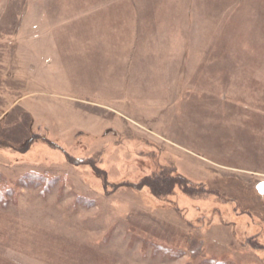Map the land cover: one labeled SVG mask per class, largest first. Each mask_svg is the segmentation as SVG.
Returning a JSON list of instances; mask_svg holds the SVG:
<instances>
[{
  "label": "rangeland",
  "instance_id": "1",
  "mask_svg": "<svg viewBox=\"0 0 264 264\" xmlns=\"http://www.w3.org/2000/svg\"><path fill=\"white\" fill-rule=\"evenodd\" d=\"M168 166L211 189L142 188ZM256 189L264 0H0V264H264Z\"/></svg>",
  "mask_w": 264,
  "mask_h": 264
},
{
  "label": "trees",
  "instance_id": "2",
  "mask_svg": "<svg viewBox=\"0 0 264 264\" xmlns=\"http://www.w3.org/2000/svg\"><path fill=\"white\" fill-rule=\"evenodd\" d=\"M147 162H150V160H148ZM210 184L206 182H200V184H198L190 180L189 178L185 177L183 174H180L176 170H173L172 166L161 167L158 174L156 173V171L150 174L146 173L145 175L141 177V182H140V185L142 186V188L147 187L150 190L151 194L155 196L156 198H159L160 196H164L167 194H171L173 192V189L178 186H180L182 190L186 192L187 194L200 195L201 193H205L206 190L210 188L209 187ZM246 192L248 194H244V195L240 194L236 196H231L227 194V198L231 202L235 203L233 207V212H238V214H246L249 216V218L252 219V222L261 223L264 225V211L262 208L263 198L261 196L262 190L256 189L255 193L253 191H246ZM180 227H183V226H180ZM142 231L146 232L147 230L142 229ZM151 232H152V238H158V239L161 238L163 242L167 244L169 243L173 244V245L170 244L171 245L170 247L167 245L156 244L154 245V249L156 252L157 251L162 252L164 256L174 255L175 251L176 253L181 252L182 254V251H181L182 248L177 249L176 246L174 245V243L177 242L176 238H171L169 235H164V236L160 235V233L156 232V229L154 230L152 229ZM179 232H180L179 242L183 240V242L185 241L184 244H188V245L191 244V242L193 241V238H191L188 234H186V231L183 230V228L181 229L179 228ZM147 234H149V231L147 232ZM256 235H259V233H256ZM194 238H195V235H194ZM194 240L196 242L200 241V247L202 245V250H204L202 239H199V237H197ZM258 246L259 245L256 243L253 246V248L256 250L264 249V243L261 244L260 247ZM202 253L203 252H201V254ZM200 264H234V263H231L226 258H221L219 256H211L208 258H203V261Z\"/></svg>",
  "mask_w": 264,
  "mask_h": 264
}]
</instances>
